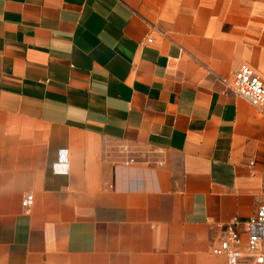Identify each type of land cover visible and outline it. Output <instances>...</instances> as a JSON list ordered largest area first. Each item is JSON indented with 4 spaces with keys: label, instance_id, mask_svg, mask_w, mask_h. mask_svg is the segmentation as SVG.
<instances>
[{
    "label": "crops",
    "instance_id": "crops-1",
    "mask_svg": "<svg viewBox=\"0 0 264 264\" xmlns=\"http://www.w3.org/2000/svg\"><path fill=\"white\" fill-rule=\"evenodd\" d=\"M241 64L264 0H0V264H226L264 205Z\"/></svg>",
    "mask_w": 264,
    "mask_h": 264
},
{
    "label": "built area",
    "instance_id": "built-area-1",
    "mask_svg": "<svg viewBox=\"0 0 264 264\" xmlns=\"http://www.w3.org/2000/svg\"><path fill=\"white\" fill-rule=\"evenodd\" d=\"M232 89L235 95L251 106L264 105V77L247 64H241L233 73ZM55 173H66L68 169V150L60 149ZM57 168V169H56ZM21 205L30 208L33 195L26 194ZM233 220L224 233L214 253L222 256L226 264H264V205L257 207L255 213L245 223L242 233L235 229Z\"/></svg>",
    "mask_w": 264,
    "mask_h": 264
}]
</instances>
